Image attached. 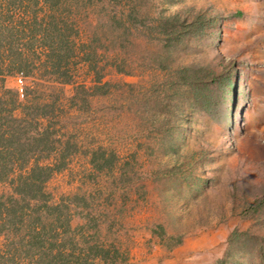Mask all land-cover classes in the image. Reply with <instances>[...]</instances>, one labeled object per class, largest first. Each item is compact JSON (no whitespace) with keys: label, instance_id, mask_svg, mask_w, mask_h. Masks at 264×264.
I'll list each match as a JSON object with an SVG mask.
<instances>
[{"label":"rangeland","instance_id":"374dc122","mask_svg":"<svg viewBox=\"0 0 264 264\" xmlns=\"http://www.w3.org/2000/svg\"><path fill=\"white\" fill-rule=\"evenodd\" d=\"M87 12L86 30L106 45L94 67L74 60L68 83L30 74L24 96L13 95L14 115L48 125L70 145L64 166L43 184L49 202L83 195L97 233L80 235L84 213L69 204L74 235L116 247L121 264H213L232 229L251 237L227 248L225 264H264V0H95ZM109 17L113 32L127 26V73L112 65L115 45L103 33ZM239 52L247 71L240 69L245 82L235 87ZM180 66L232 72V93L167 88ZM97 76L102 88L92 93ZM14 77L3 81L12 91ZM235 92L231 125L225 114ZM29 100L53 102V115L39 117ZM217 100L222 135L208 115ZM7 193L1 182L0 194ZM158 224L162 236L151 233ZM3 242L0 234V249Z\"/></svg>","mask_w":264,"mask_h":264},{"label":"trees","instance_id":"16d2710c","mask_svg":"<svg viewBox=\"0 0 264 264\" xmlns=\"http://www.w3.org/2000/svg\"><path fill=\"white\" fill-rule=\"evenodd\" d=\"M94 1L0 0V183L4 182L9 187V193L0 194V234L4 240L0 249V264H92L96 258L104 264L123 262V258L118 257L122 254H118V249L109 243L93 238L79 240V235H74L69 224V204L84 213L85 222L78 226L80 235L87 231L97 233L91 224L94 216L85 211L87 202L83 195H66L55 203L49 202L50 196L43 190V184L52 173L64 166L70 145L55 138V130L49 129L48 125L40 126L37 120L26 118L24 114L14 115L17 104L13 95L17 98L16 92L3 84L5 76L17 72H21L24 79L38 73L39 76L51 77L57 83H68L72 78L70 65L74 60L85 61L93 68L101 46L99 43H104L102 34L85 28L86 23L91 22H86L89 19L86 17ZM104 21L108 30L103 33L108 42L115 45L111 60L116 59L112 63L114 70L127 73L126 68L130 66L124 60L127 52L122 41L126 40L127 26L123 25L118 32H113L110 17ZM241 54L245 53L239 52L235 68L237 61L244 64L239 58ZM208 71L201 66L175 68L171 70L175 80L167 88L192 84L204 96L207 95L205 90L212 91L217 86L222 93L224 88L232 93V72L225 69L223 76L222 72ZM99 78L97 76L93 81L98 83ZM91 88L92 93H96L102 84H94ZM232 96L229 108L234 111L236 92ZM29 103L39 117L53 115V102L29 100ZM219 104V100L213 103L208 114L217 130L219 121L223 124L216 110ZM227 122L233 125L232 112L231 120L229 117ZM51 155L50 162L40 161V158L47 159ZM109 160L104 159L103 165ZM156 227L160 231L151 230V233L162 236V226L158 224ZM241 237L248 239L251 236L247 231L232 229L227 240L228 250ZM171 239L168 237L164 241ZM180 242L178 237L166 247L171 251ZM227 248L213 264H225L224 257L229 254Z\"/></svg>","mask_w":264,"mask_h":264},{"label":"built area","instance_id":"2783aa9c","mask_svg":"<svg viewBox=\"0 0 264 264\" xmlns=\"http://www.w3.org/2000/svg\"><path fill=\"white\" fill-rule=\"evenodd\" d=\"M24 77L21 72L15 73V92L17 98L21 99L24 96Z\"/></svg>","mask_w":264,"mask_h":264},{"label":"clouds","instance_id":"9594fccd","mask_svg":"<svg viewBox=\"0 0 264 264\" xmlns=\"http://www.w3.org/2000/svg\"><path fill=\"white\" fill-rule=\"evenodd\" d=\"M239 64V63H238ZM239 65H241V64H239ZM234 69L236 70V78H235V82H234V86L235 87H237L238 86V84H239V79L240 78H242L241 79V81H242V83L243 82H245V79H244V76H241L242 75V71L240 70V69H237V68H235L234 67ZM247 69V68H246ZM244 79V80H243ZM231 110H229V114H225V116L227 117V119H229V117H230V120H231V112H230ZM217 114H218V116L220 117V118H222L223 119V114H221V112H219V111H217ZM224 120V119H223ZM229 121V120H228ZM223 129H224V131H225V134H226V132H227V129L226 128H224L223 127Z\"/></svg>","mask_w":264,"mask_h":264},{"label":"bare ground","instance_id":"6f19581e","mask_svg":"<svg viewBox=\"0 0 264 264\" xmlns=\"http://www.w3.org/2000/svg\"><path fill=\"white\" fill-rule=\"evenodd\" d=\"M239 58H241V59H243V60H247V56L245 55V54H241L240 56H239ZM239 62L237 61V63H236V68L237 69H242L243 71H247V69L245 68V65L244 64H241V65H239L238 64ZM244 79H245V77H244ZM243 79V80H244ZM220 118V117H219ZM220 124H222L220 121H219V125Z\"/></svg>","mask_w":264,"mask_h":264}]
</instances>
